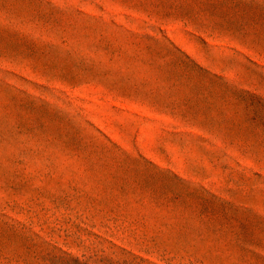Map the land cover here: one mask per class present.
Returning <instances> with one entry per match:
<instances>
[{
	"label": "rangeland",
	"instance_id": "374dc122",
	"mask_svg": "<svg viewBox=\"0 0 264 264\" xmlns=\"http://www.w3.org/2000/svg\"><path fill=\"white\" fill-rule=\"evenodd\" d=\"M0 264H264V0H0Z\"/></svg>",
	"mask_w": 264,
	"mask_h": 264
}]
</instances>
